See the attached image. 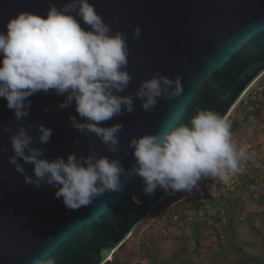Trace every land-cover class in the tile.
I'll use <instances>...</instances> for the list:
<instances>
[{"label": "water", "instance_id": "water-1", "mask_svg": "<svg viewBox=\"0 0 264 264\" xmlns=\"http://www.w3.org/2000/svg\"><path fill=\"white\" fill-rule=\"evenodd\" d=\"M69 0H0V32H6L9 18L20 12H32L46 18L49 3L59 10ZM98 15L116 31L128 34L129 55L127 72L132 77L126 90L119 95L133 94L142 81L152 73L175 79L181 77L183 92L172 100L158 98L153 112H146L141 102L134 99L135 111L102 122L100 126L122 124L119 134L120 149L113 155L92 135L86 138L77 132L69 117L76 116L75 103L65 109L58 106L64 96L52 90L34 94L29 115L16 122L14 112L0 98V264H31L33 257L50 251L56 264H104L113 252L127 240L135 228L173 192L165 194L157 189L155 195L143 194L142 178L122 177L121 192H106L88 206L68 209L63 198L54 196L56 188H39L24 182L23 175L8 163L13 155L9 136L3 126L13 122L31 126L29 135L37 136L35 126L42 124L53 130L49 143L42 147L49 160L75 152L87 156L88 147L97 149L99 156L120 159L127 170L136 166L128 143L133 138L156 134L165 125L176 123L173 114L186 106L181 122L197 108L213 110L228 117L249 88L264 74V0H89ZM119 23L112 24V18ZM81 27L90 30L79 17ZM141 35L134 38V26ZM239 46L238 50H229ZM2 59V57H0ZM225 96V99H221ZM47 109V111H46ZM78 141V142H77ZM127 151V155L125 152ZM25 173L34 175L31 164L19 160ZM135 195L141 204L132 200ZM102 205L109 209L101 213ZM99 216V219L96 217Z\"/></svg>", "mask_w": 264, "mask_h": 264}, {"label": "clouds", "instance_id": "clouds-1", "mask_svg": "<svg viewBox=\"0 0 264 264\" xmlns=\"http://www.w3.org/2000/svg\"><path fill=\"white\" fill-rule=\"evenodd\" d=\"M75 17L90 26V30L82 28ZM119 22L118 18H112V24ZM5 27L6 32H0V98L13 110L16 122L29 115L32 103L29 97L52 90L65 97L58 106L60 109L75 103L76 112L84 118V122H78L76 116L69 117L74 129L86 138L95 135L115 155L121 147L119 134L123 125L100 126L102 122L125 112L133 113L134 99L141 102L146 112H153L158 98L172 100L183 92L179 75L170 79L155 71L140 83L135 93L119 95L132 79L126 70L128 34L116 31L110 35L112 28L89 0H69L59 10L49 3L46 18L20 12L9 18ZM132 35L140 37L139 25L134 26ZM186 110L182 106L179 115L173 114L176 123L165 125L160 132L129 141L136 166L127 170L120 159L98 157L93 146L88 147L86 157L73 152L66 160L61 157L49 160L42 147L32 145L49 143L53 130L37 124L39 135L33 136L29 135L31 126L18 124L14 131L12 121L3 126L5 133H12L9 140L13 155L8 156V163L23 175L26 184L56 188L54 196L62 197L66 208L73 210L90 205L106 192H121L125 176L141 177L143 194L148 197L154 196L158 188L166 195L190 193L203 178L227 182L249 160L248 146H237L226 116L197 108L185 124L181 121ZM0 152L7 156V149ZM18 158L34 166V175L25 173ZM132 200L138 205L142 203L135 195ZM100 211L106 213L109 209L102 205ZM31 264H56V257L45 251L41 257H33Z\"/></svg>", "mask_w": 264, "mask_h": 264}, {"label": "rangeland", "instance_id": "rangeland-1", "mask_svg": "<svg viewBox=\"0 0 264 264\" xmlns=\"http://www.w3.org/2000/svg\"><path fill=\"white\" fill-rule=\"evenodd\" d=\"M262 79H264V74L249 88L229 114V121L235 120L241 125L239 129L233 132V139L238 147L248 146L250 158L246 162V165L250 174L257 177V180L253 183H249L248 181L247 185L244 186L246 188L241 185L231 193V197L235 199V202L237 201L234 206L237 216L235 215L233 223L236 227L235 233L239 239L238 241L242 240L241 237L245 236L246 238H251V243L256 241V239L253 232L249 229L248 221L253 226L258 227L264 236V206H261L257 202L258 195H264V97L259 117L248 124V126H242L241 122L245 111V96L249 91L260 89ZM262 87H264V84H262ZM193 198L183 199V194L175 192L160 203L153 213L135 228L126 241L124 249L118 252L121 261L125 264H139V257L151 253L153 245L159 249L160 252L158 254L163 257L170 251L177 250L181 244H185L188 252L193 251L194 253L196 251L194 250L195 241L191 236V228L189 226H179L175 229L168 224L169 217L177 214L174 212V208L177 205H184L185 213L188 217L193 219L196 216L199 220L205 221V228L201 229L198 242V252H202L210 257V261L207 263L212 264L217 262L219 253L228 247L226 245L227 242L223 238L224 244L222 239L218 240V237L208 230L207 227L211 225L212 220L199 207H196L197 209L194 207ZM214 211V208H211L209 213L212 214ZM226 222V217L223 216L221 223L216 224V226L221 227V225H226ZM182 239H185L183 243ZM227 250L230 251L229 249ZM255 250H258V248H255ZM227 254L230 258L232 257L230 253ZM201 259L207 261L203 256H201Z\"/></svg>", "mask_w": 264, "mask_h": 264}, {"label": "trees", "instance_id": "trees-1", "mask_svg": "<svg viewBox=\"0 0 264 264\" xmlns=\"http://www.w3.org/2000/svg\"><path fill=\"white\" fill-rule=\"evenodd\" d=\"M261 83L264 84V79L261 80ZM262 84L260 85V89L249 91L245 96V111L242 116V126H248V124L256 120L260 115V108L262 105V99L264 97V87H262ZM229 116L227 117L228 119L230 118ZM230 122L232 125V133L241 126L235 120H231ZM246 164L247 163H242L241 166L243 167V173L238 175L229 187L219 189L214 195L203 198H193L192 200L194 202V207H199L200 210H202L203 213L212 220L211 225L207 227L208 230L218 237V240H223L224 238L227 242L226 245H228L227 248L223 249L219 253L217 262L212 264H264V236L260 229L253 226L252 223L248 221L249 229L255 235L254 237L256 241L251 243V238L248 237V239L245 236L241 237L242 240L238 241L239 239L235 233L236 227L233 223V219L236 215L234 206L236 205L237 201L235 202V199L231 197V193L234 190H237L239 186L243 185L244 187L247 185L248 181L249 183H253L255 180H257V177H255L253 174H250ZM179 193L184 194L185 192ZM258 196L257 202L260 203L261 206H264V195L259 194ZM211 208H214L215 210L212 214L209 213ZM153 211L150 213V215L153 213ZM174 212L177 214L169 217L168 224L173 226L175 229L179 226H189L191 228V236L195 241L194 250L196 251L194 253L193 251L188 252L185 244H181L177 250L170 251L166 256L163 257L158 254L160 252L159 249L153 245L151 247V253L139 257V264H145V262L146 264H209L207 262L210 261V257H208L206 254H203L202 252H198L197 250L202 231L201 229L205 228V221L201 219L199 220L196 216L193 219L188 217L185 213L184 205H177L174 208ZM223 216L226 217V225H221V227L216 226V224L221 223ZM127 240H125L113 252L111 258L104 264H125L123 261H121L118 252L124 249ZM184 241L185 239H182V243ZM255 248H258V250H255ZM227 253H230L232 257L230 258ZM201 256L205 257L207 261L201 259Z\"/></svg>", "mask_w": 264, "mask_h": 264}, {"label": "built area", "instance_id": "built-area-1", "mask_svg": "<svg viewBox=\"0 0 264 264\" xmlns=\"http://www.w3.org/2000/svg\"><path fill=\"white\" fill-rule=\"evenodd\" d=\"M243 173V167L241 166V171L238 174L230 176L227 182L222 179H211V178H203L198 183V188H194L192 192H185L183 194V199L194 197V198H203L206 196L214 195L219 189L224 187H229L233 180L240 174ZM215 185L214 187L212 185Z\"/></svg>", "mask_w": 264, "mask_h": 264}]
</instances>
